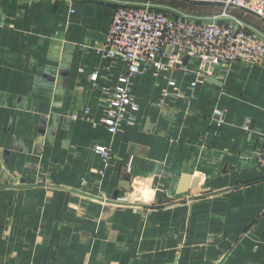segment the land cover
Listing matches in <instances>:
<instances>
[{"label": "crops", "instance_id": "obj_1", "mask_svg": "<svg viewBox=\"0 0 264 264\" xmlns=\"http://www.w3.org/2000/svg\"><path fill=\"white\" fill-rule=\"evenodd\" d=\"M126 4L201 22L224 9L0 0V264H264V68L224 64L198 83L196 59L152 70L131 85L135 126L112 135L103 88L126 66L103 51ZM232 15L264 37L263 18Z\"/></svg>", "mask_w": 264, "mask_h": 264}, {"label": "built area", "instance_id": "obj_2", "mask_svg": "<svg viewBox=\"0 0 264 264\" xmlns=\"http://www.w3.org/2000/svg\"><path fill=\"white\" fill-rule=\"evenodd\" d=\"M203 1L222 4L223 12L210 22H201L171 16L149 4H126L116 8L103 57L110 65L124 64L126 70L113 90L103 88V91H112L101 121L109 133L117 134L125 124L135 126V115L140 108L131 94V85L134 79L152 70H177L182 60L196 59L200 62L195 81L198 83L203 76L214 75L224 64L241 62L264 68V37L232 15L233 10H243L264 19V0ZM98 79V73L92 75L94 82ZM169 86L175 89V81H170ZM179 95L181 91L175 89L173 96ZM164 97H170V92ZM89 114L90 110H85V115ZM218 114V127L221 128L225 124L224 113ZM79 118L80 115H73L74 120ZM243 128L251 129V119L245 120ZM261 143L258 164L264 170V136ZM95 151L107 165L111 149L97 147ZM101 174L104 175V171Z\"/></svg>", "mask_w": 264, "mask_h": 264}, {"label": "water", "instance_id": "obj_3", "mask_svg": "<svg viewBox=\"0 0 264 264\" xmlns=\"http://www.w3.org/2000/svg\"><path fill=\"white\" fill-rule=\"evenodd\" d=\"M186 59H188V58H186Z\"/></svg>", "mask_w": 264, "mask_h": 264}]
</instances>
